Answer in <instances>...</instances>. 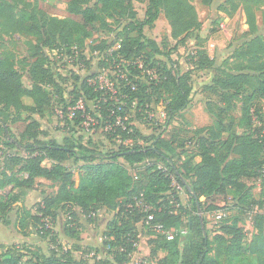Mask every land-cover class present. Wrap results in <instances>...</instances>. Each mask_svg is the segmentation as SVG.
Returning a JSON list of instances; mask_svg holds the SVG:
<instances>
[{
  "label": "trees",
  "instance_id": "1",
  "mask_svg": "<svg viewBox=\"0 0 264 264\" xmlns=\"http://www.w3.org/2000/svg\"><path fill=\"white\" fill-rule=\"evenodd\" d=\"M27 1L13 0L14 7L27 5L33 10L24 11L13 22L11 30L38 36L43 42L42 46H33L29 57L22 61L29 67L33 81L31 89L24 87L14 58L0 56V135L8 140L3 154H8L5 157L16 165L21 164L19 172L28 177H0V189L13 186L8 194L10 202L2 209L6 217L1 215L0 221L3 225L10 224L7 212L12 204L20 201V189H32L37 179L48 181L51 192L43 191L46 196L33 213L25 207L18 210L17 227L23 236H28L34 228L51 248L46 255L28 246H0V264H127L136 251L133 241L140 240L139 224L155 233L145 224L147 214L136 206L129 207L135 205L136 200L155 207L154 223H161L167 229L181 228L184 218H188L189 238L182 250L179 235L168 241L157 234L150 257L157 259L160 253H165L157 260L158 264H221L222 258L241 260L249 255L257 256L264 264V203L261 204L262 212L254 216L257 234L251 243L246 241V231L237 220L224 219L218 232L211 237L205 219L200 216V213L219 209L218 204L225 197L231 196L239 205L245 204L251 196L247 181L253 177L264 180V116L257 102L258 98H264V35L259 33L258 18L251 6L245 10L249 38L237 50L244 62L233 70L222 68L223 63L215 72L216 58L204 49L197 52L192 62L197 70L214 72L212 83L201 91L217 96L223 105L216 114L209 105L214 122L197 132L194 151L199 162L190 168L189 164H177L181 151L186 149L183 137L175 133L169 139L145 135L130 124L128 115L133 108L148 109L167 95V124H170L174 115L192 104L195 86L190 72H182L176 64L170 65L171 55L164 56L163 47L144 33L145 28L155 26L164 12L177 49L191 31L200 30L202 26L191 0H71L64 19L47 13L40 7V0H33V4ZM214 1L203 0V4L212 6ZM135 2H147L143 20L138 19ZM236 2L226 0L216 10L232 17L240 8ZM9 8L13 6L0 0V17H4ZM115 14L128 19L122 39L110 45L104 41L99 46L104 51L111 46L114 48L109 60L103 63L113 67L115 93L110 88H96L84 81L80 90L72 91L74 98L69 102L65 98L66 79L56 76L50 53H61L64 49L71 52L78 42L84 43L96 33L112 31L108 17ZM118 44L120 48L115 49ZM157 56L166 57L169 64L158 60ZM48 88L53 89L52 94L62 105L65 129L70 134L62 144L55 139H40L49 136L36 119L52 111ZM82 98L99 101L98 106L95 110L87 108L85 112L76 110L71 117L69 109ZM237 102L241 105L240 120L232 114L238 107ZM88 116L98 121L92 128L102 123L111 127L113 137H120L122 141L131 139L135 143L130 147L121 145L118 150L106 154L96 152L78 135V129ZM255 116L260 126H255ZM239 122L244 123L242 134L235 132ZM20 148L29 154L27 158L16 159V154L10 152ZM175 182L185 189L190 199L187 205H180L179 197L170 194ZM103 209L116 211L113 219L117 214L122 216L108 222L103 234L107 256L78 259L75 253L83 247L74 244L70 249L65 248L54 230L59 212L63 211L66 218L64 233L80 240L82 224L78 210L88 223L94 224Z\"/></svg>",
  "mask_w": 264,
  "mask_h": 264
},
{
  "label": "rangeland",
  "instance_id": "2",
  "mask_svg": "<svg viewBox=\"0 0 264 264\" xmlns=\"http://www.w3.org/2000/svg\"><path fill=\"white\" fill-rule=\"evenodd\" d=\"M9 3L13 8H9V11L6 12L4 17H0V56L10 55L14 58L18 71L22 76V82L24 87L31 89L33 87V81L29 74V67L26 66L22 61L24 58L29 57L30 49L33 46L39 45L42 46L43 39L38 36H31L27 34H22L19 31L11 30L13 22H16L22 15L24 11H32V7L27 5H20V7H14L13 0H2ZM71 0H40V7L44 9L47 13L53 17L64 19L67 17V9ZM31 4L34 3L33 0H29ZM192 5L195 7L199 20L202 21V26L200 30L191 31L187 37L176 49V41L171 37L172 28L165 18L164 12L159 17L155 26L151 29L145 28L144 33L147 37L156 40L163 47L164 56L171 55V63L176 64L182 72H190L191 78L194 81L195 93L193 96L192 104L187 108V110L178 113L170 119V124H167L168 121V99L167 95L159 103H153L148 109L136 110L133 108L128 115V119L131 125H134L145 135H154L163 136L165 138H170L175 134L183 137V140L186 141L185 151H181L180 160L177 161L178 166L189 164L190 168H193L195 164L199 162V158L195 155L196 149V136L199 130L211 126L214 122V118L209 113V105H211L214 111V114L218 112V108L222 106L220 99L217 96L212 95L210 92H202V87H205L208 84H211L214 72H207L204 70H197L193 66L192 62L196 57L197 52L202 49L206 50L208 54L216 58L215 72L218 71V68L221 66L225 69H236L241 62H244L243 59L239 58L237 54L238 48L243 45L245 40L249 38V26L247 24V18L245 10L251 6L253 12L258 18L259 33L264 35V0L258 2L245 3L240 0H237L236 3L240 4V8L236 14L232 17H226L223 14L217 12V7L226 0H215L212 6H207L203 4V0H191ZM224 3V4H225ZM38 5V4H37ZM147 2L140 3L135 2L134 7L137 11V16L139 20H143L145 16ZM231 7L230 5H227ZM239 6V5H238ZM227 7V8H228ZM108 21L112 26V31H104L96 33L93 37L78 42L74 45L69 52L67 49L62 50V52H51L50 59L53 63V70L57 77H62L66 79L64 84L65 88V98L70 102V99L73 100L74 96L72 91L81 89L84 81H88L89 84H92L94 87L101 89H111L113 92L112 86V77L115 76L113 72V67L111 65L106 66L103 63L105 60H109L110 51H113L114 48L111 46V49L102 50L99 46L102 42L107 41L108 44H112L117 41L119 38L122 39V33L124 26L128 23V19L124 16L118 14L110 15ZM109 54V56H107ZM164 56H157L158 60L168 62L169 60ZM141 61V60H140ZM142 63V61H141ZM140 63V64H141ZM169 64V62H168ZM217 74V73H216ZM144 83H148L147 80H142ZM51 92V102H52V111L46 113L44 117L36 116V119L42 123L43 129L48 132L49 136H41L42 140L55 139L60 144L63 143L65 137H69L70 134L67 133L64 123V115L62 110V105L59 103L57 97L52 94V88H48ZM115 93V92H114ZM68 102V103H69ZM258 104L260 105V112L264 116V98L257 99ZM99 101L85 100L84 98L79 99L75 107H71L69 111L82 110L86 111L87 108L95 110L98 106ZM237 109L232 113L233 116H236L237 120H240L241 115V105L240 102H237ZM1 109V108H0ZM254 112V109L252 110ZM11 115V113H9ZM88 119H91L89 116L86 121L83 123L78 130V135L83 136V143L86 146L91 147L96 152H107L116 151L121 145L130 147L135 142L131 139L122 141L120 137H113L114 131L111 127H106L104 124H99L98 127H91ZM96 125L98 121L94 120ZM255 126H260V122L257 117H254ZM90 125V126H89ZM244 123H238V127L235 128L237 134H242L244 132ZM15 131V130H14ZM141 142V141H140ZM151 142V141H150ZM142 143V142H141ZM143 144V143H142ZM150 144V143H149ZM6 145H8V140L2 134L0 135V175L1 168L4 166L7 170H21V166H17L13 160L6 158L3 154ZM13 154H16V159L22 160L27 158L29 154L23 149L10 151ZM8 157V156H7ZM70 163H67V165ZM21 165V164H20ZM48 165V164H47ZM248 186L251 188L250 191V200L245 204H238L237 201L233 200L231 196L223 198V200L218 204L219 209L206 212L204 214L200 213V216L205 219L207 227L210 231L211 237L218 232V229L224 223V219L237 220L239 225L242 226L246 231V241L251 243L254 240L257 231L254 228V216L257 213L262 212L261 204L264 203V180L260 177H253L247 181ZM36 187L39 190L46 191L47 193L51 192L48 183H39L36 181ZM27 193H29L27 191ZM26 193V194H27ZM170 194H175L180 199V205H187L189 203V197L185 193V189L181 187L178 183L172 185V190ZM204 198L202 201L204 202ZM6 188L2 190L0 194V216L2 214L3 205L9 204ZM177 204V208L180 207ZM208 207V205H207ZM15 208L10 207V211L7 212L8 220L11 219V212ZM79 214L80 210H78ZM64 212L61 211L60 214ZM117 212L115 211V214ZM219 214H223L222 218H218ZM5 216V215H4ZM6 217V216H5ZM103 217L106 218V221L120 219L122 216L114 215L107 213L103 214ZM100 218L99 220H101ZM100 222V221H99ZM188 218H184V225L181 228H171L175 238L177 235L180 237L181 250L185 243H187L189 238L188 228L186 224ZM1 223V221H0ZM3 224V223H1ZM10 225V224H9ZM8 226V225H5ZM18 224H15L16 230H18ZM90 231L83 232V226L79 230L80 240L83 238V234L88 237L90 240L92 238L99 239L100 236V226L98 221L91 226ZM60 230L62 235H60L61 242L65 247H71L73 241H69L64 233L62 232L59 224L54 226V230ZM35 231V229H34ZM31 232V231H30ZM33 232V230H32ZM138 232L141 244L145 247L146 243L149 244V248H155V241L157 240V233H153L150 230L146 229L139 224ZM63 236V237H61ZM41 247L38 245L40 243L36 242L38 245L35 246V250H44L47 254L50 253V244L48 241H44L39 238ZM1 243V241H0ZM15 245V244H14ZM142 246V245H141ZM147 246V245H146ZM146 248V247H145ZM139 252V251H138ZM137 253V252H136ZM135 253V254H136ZM133 255L130 257V261L133 259L142 256L139 254ZM97 255V254H96ZM95 255V256H96ZM75 256L79 259L83 256V249H80L75 253ZM94 256V257H95ZM147 264H158L160 256L146 257ZM221 264H262L261 260L257 256L249 255L241 260H230L226 258L220 259Z\"/></svg>",
  "mask_w": 264,
  "mask_h": 264
},
{
  "label": "crops",
  "instance_id": "3",
  "mask_svg": "<svg viewBox=\"0 0 264 264\" xmlns=\"http://www.w3.org/2000/svg\"><path fill=\"white\" fill-rule=\"evenodd\" d=\"M219 13H221L224 16L227 17V15H225L224 13H222V12H219ZM201 23H202V21H201ZM17 166H20V165H17ZM5 175L6 176L16 175L19 178H27L28 177V175L26 173L19 172V170L18 171L17 170H11L10 171V170H7V168H5L4 166H2L0 177L2 178ZM36 181L37 182L39 181V183H45V184L48 183V184H50L48 181H46L44 179H37ZM12 189H13L12 185L11 186L9 185V186L6 187L7 196L11 192ZM2 190H4V189H0V194H1ZM20 190H22V196H21L20 201L12 204V206H11L12 208H15V209L13 210V212H11V219H9L10 225L5 226V225L0 223V241H1L0 246H12V245L15 244V245H20V246H28V247H30L32 249H35L34 245L35 246L38 245L36 242L40 241L39 240L40 237L38 236L36 231H34V228L30 229L31 232L29 231L28 236H23V235H21L18 232V230H16L15 224H18V214L17 213H18V210L21 207H25L27 210H30L33 213L35 208H36V206L43 201V199L45 198L46 195L43 193L42 190H39L36 187V185H34V187L32 189H26L25 188V189H20ZM18 191L19 190H17L16 192H18ZM27 191L29 193H27ZM104 213H107V216H108L109 214H113L114 215L115 212L103 209V210L99 211L98 215L96 216L97 217L96 222L98 221V224L100 226V231H101L100 235L102 234L100 236V238L99 239H97V238L93 239L92 238V240H90L88 237H86L83 234V238L81 237V241L80 242H78V241L76 242V241H74L72 238H70L69 236H67L64 233L63 228H64V224H65L66 218H65V216L63 214H60V212H59V216H58V220H57L56 224H59V226L61 227L62 232L64 233L63 235H65V237L69 241H73V243L71 244V247L70 246L68 248L65 247V246L64 247L67 248V249H70V248H72V246L74 244H78L81 247H83V257L84 258H86V259L87 258H91V257L96 255V252H98L96 256L99 259L105 258L107 255H106V251H105L104 245H103V243H104L103 234L106 231V227H107L108 222H110L111 220L110 221H106V218L103 217ZM79 216H80L81 224L83 226V232L84 231H90L91 227H89V225L91 226V224L88 223L86 217L83 215V220H82V216L80 214H79ZM100 218H102V219L99 220ZM94 224H92V225H94ZM32 230H33V232H32ZM55 231L58 232L59 238H60V235H62L60 230L58 229V230H55ZM61 237H63V236H61ZM60 241H62V240L60 239ZM38 243H40V242H38ZM146 245H145L146 248L143 247V244H141V241H140V248H139L140 254H139V252H138V254L142 255V256L149 257L150 253H151V250L149 248V244L146 243ZM38 246L41 247V243ZM84 250H87V251L89 250V251H91V253L90 254H84L85 253ZM43 253L48 255L45 250H44ZM159 256L160 257H164L165 253L162 252V253L159 254Z\"/></svg>",
  "mask_w": 264,
  "mask_h": 264
},
{
  "label": "built area",
  "instance_id": "4",
  "mask_svg": "<svg viewBox=\"0 0 264 264\" xmlns=\"http://www.w3.org/2000/svg\"><path fill=\"white\" fill-rule=\"evenodd\" d=\"M116 48L117 49L120 48V45L118 44L117 46H115V49ZM148 73L152 74L151 71H149ZM73 116H74V114L72 112L71 117H73ZM88 121H89V124L91 126H95L96 123H95L94 119L91 118V119H88ZM133 206L134 207L136 206V208H140L142 210V212L147 214L145 217V224L149 229L155 231L157 234L163 235L168 241H172L175 239V236H174L171 229H167L161 223H154V219H155L154 211L156 210L155 207H153L152 205L146 204L142 200H136L135 205L130 204L129 207L133 208ZM217 217L222 218L223 214H219ZM133 246L136 249V251L133 253V255L136 252H137L136 254H138V251L140 248V240L139 241H133ZM127 264H147V260L144 256H139V257L133 259L132 261H129Z\"/></svg>",
  "mask_w": 264,
  "mask_h": 264
},
{
  "label": "water",
  "instance_id": "5",
  "mask_svg": "<svg viewBox=\"0 0 264 264\" xmlns=\"http://www.w3.org/2000/svg\"><path fill=\"white\" fill-rule=\"evenodd\" d=\"M189 190H191L189 187H187ZM194 195V193H192Z\"/></svg>",
  "mask_w": 264,
  "mask_h": 264
}]
</instances>
